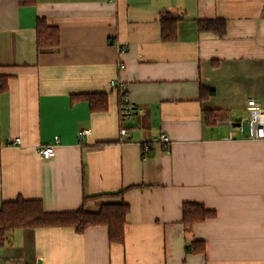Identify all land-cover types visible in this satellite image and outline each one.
I'll list each match as a JSON object with an SVG mask.
<instances>
[{
  "label": "crops",
  "instance_id": "crops-1",
  "mask_svg": "<svg viewBox=\"0 0 264 264\" xmlns=\"http://www.w3.org/2000/svg\"><path fill=\"white\" fill-rule=\"evenodd\" d=\"M166 12L183 17L171 42ZM39 19L60 29L58 48L38 51ZM199 20L223 22L224 33L200 32ZM0 75V208L23 198L75 211L84 196L116 192L86 209L130 207L124 245L102 226L19 229L0 264H264V140L239 130L249 98L264 109V0H0ZM112 81L127 92L130 121ZM202 86L214 96L203 99ZM86 94H106L107 110L72 100ZM160 132L171 151H144ZM16 137L21 145L7 144ZM48 145L55 155L44 159ZM188 202L216 217L186 227ZM194 241L206 251H188Z\"/></svg>",
  "mask_w": 264,
  "mask_h": 264
},
{
  "label": "trees",
  "instance_id": "trees-1",
  "mask_svg": "<svg viewBox=\"0 0 264 264\" xmlns=\"http://www.w3.org/2000/svg\"><path fill=\"white\" fill-rule=\"evenodd\" d=\"M35 0H19L20 4H31ZM183 19L182 16L170 12L159 15L162 39L167 42L176 40L177 27ZM197 27L200 32H213L222 35L225 30L223 22L217 20H199ZM38 51L56 49L60 46V29L48 25L44 19H39L36 25ZM8 90V79L0 75V91ZM120 106L126 91L119 90ZM203 99L214 96L215 90L211 87L202 86ZM73 101L86 100L92 111H105L108 107L106 94H86L72 98ZM216 111L205 112V122L214 125L217 116ZM122 192L105 193L92 196H84L82 206L75 211L46 212L40 200H25L18 198L12 202H4L0 208V245L6 243L8 235L19 229L38 228H73L77 234L84 233L90 227L102 226L108 229V239L112 244L124 245L126 241V225L130 207L123 200L109 202L101 205L98 211H88L85 204L98 197L108 196L120 198ZM216 217V211L206 208L203 204L188 202L183 205V224L186 227L205 222ZM188 251L204 253L206 245L203 241H194L187 246Z\"/></svg>",
  "mask_w": 264,
  "mask_h": 264
},
{
  "label": "built area",
  "instance_id": "built-area-1",
  "mask_svg": "<svg viewBox=\"0 0 264 264\" xmlns=\"http://www.w3.org/2000/svg\"><path fill=\"white\" fill-rule=\"evenodd\" d=\"M125 66L122 65L121 69H124ZM110 86L113 89L123 90L120 88L118 83L112 81ZM124 91V90H123ZM247 109L249 111V117L240 122L239 130L250 139H259L264 140V109L261 107L260 103L254 99L249 98L247 100ZM134 109L131 104L128 102L127 94L123 98V103L121 105L120 116L122 121H130L133 118ZM88 130H82L79 132V138L81 140L84 139L86 135H88ZM122 135H127V129H121ZM56 142L59 141L58 137L55 138ZM8 145H21L22 140L18 137L10 139L7 142ZM160 145L164 148V150L169 153L171 151V140L169 136L164 133L160 132L152 141L143 145L144 151H149L153 146ZM39 155L44 159H50L55 155V146L48 145L41 147L39 150Z\"/></svg>",
  "mask_w": 264,
  "mask_h": 264
}]
</instances>
